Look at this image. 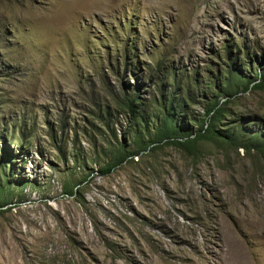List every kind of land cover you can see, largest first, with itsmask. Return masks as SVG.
Masks as SVG:
<instances>
[{"label":"rangeland","instance_id":"1","mask_svg":"<svg viewBox=\"0 0 264 264\" xmlns=\"http://www.w3.org/2000/svg\"><path fill=\"white\" fill-rule=\"evenodd\" d=\"M259 66L264 0H0V264H264V152L146 135L107 171L137 148L129 99L153 132L188 89L196 130L213 81ZM240 89L222 122L264 128Z\"/></svg>","mask_w":264,"mask_h":264},{"label":"trees","instance_id":"2","mask_svg":"<svg viewBox=\"0 0 264 264\" xmlns=\"http://www.w3.org/2000/svg\"><path fill=\"white\" fill-rule=\"evenodd\" d=\"M253 72L255 75L253 77L249 76L245 82L243 80L245 77H242L238 72H231L230 78H228L227 81H213L215 87L217 86V92L220 95H224L226 99L222 101L216 98L206 105L205 121H201L199 128L196 130H193L187 125L179 124L178 117H176V114L179 116V112L186 108V103L188 101H195V96H192L188 89L186 90V93L183 92L184 101L179 100L176 102L174 98L167 96L166 98H163L161 104H158L162 116H160V113L157 116V119H160V117L161 119L156 129H152L153 132L148 131V123L143 114L144 111L142 113L137 107L135 108L133 106V101H137L136 97L129 99L127 107L136 119L135 132L134 135L132 134V139L137 148H134V150H128L124 144L116 145L111 152L107 171L119 166L127 161V159H133L135 156H139L142 152L141 150H146L149 147V141H145L146 135L149 137L150 135H153L150 140L152 143L165 141L166 144L186 146L192 149H196L195 144L199 140H208L215 143H222L221 141H224L228 144H234L237 147L245 148L247 152H250L253 149L264 152V128L260 127V122L257 118L250 117L248 120L245 118L243 121L241 118H238L232 125L222 122V117L225 115L227 105L231 102L230 98L237 94L240 88V91L243 92H246L249 89L261 90L264 92V67L259 66L254 68ZM236 75L241 78L232 80L231 77ZM188 79L192 80L191 76H188ZM211 83L212 82L208 84L210 90L213 87V84ZM189 85L194 86V81L192 80ZM248 122L259 125V128L252 130L248 126ZM241 133L245 136L244 140H239ZM144 143H147V145ZM157 147L159 146L157 145L156 148ZM65 193L72 194V191H66ZM4 205L5 202H0V207Z\"/></svg>","mask_w":264,"mask_h":264},{"label":"bare ground","instance_id":"3","mask_svg":"<svg viewBox=\"0 0 264 264\" xmlns=\"http://www.w3.org/2000/svg\"><path fill=\"white\" fill-rule=\"evenodd\" d=\"M76 5V4H75Z\"/></svg>","mask_w":264,"mask_h":264}]
</instances>
